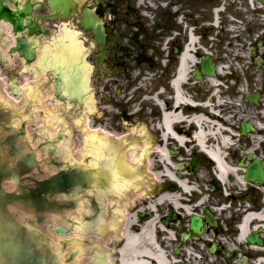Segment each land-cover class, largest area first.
Returning <instances> with one entry per match:
<instances>
[{
  "label": "water",
  "instance_id": "95a60500",
  "mask_svg": "<svg viewBox=\"0 0 264 264\" xmlns=\"http://www.w3.org/2000/svg\"><path fill=\"white\" fill-rule=\"evenodd\" d=\"M62 2V0H48V3L51 5L50 9L52 10L50 15H56L58 9H63ZM86 3L79 0L78 7L80 11ZM14 5L12 7L4 0H0V20H5L12 24L11 31L16 35V38L11 50L18 51L20 56H24L27 61H31L36 57V41L32 38L29 39L28 35L34 32H42V27L35 20L37 15L34 14V17L32 16L34 5L31 0H26L22 5L15 2ZM79 19L80 12L76 15L61 17L58 20V27L54 26L52 19H47L45 24L51 29L52 34L46 37V40H49L50 43L43 47L39 58L40 61L44 62L43 70L44 68L47 70L51 67H57L66 80V87L69 91L78 93L83 100V107L78 111L77 107L75 110L72 109L74 110L72 116H70L71 114L68 111V108L71 106L70 103L65 106L67 109H64L62 112H58L57 109L50 111L51 114L48 120L50 123H53L50 126L51 130L49 126L40 127L44 134L48 136L54 134L55 131L52 130H56L58 124L67 127L65 131L69 135L59 141V145L63 149L62 155L75 158L78 162L66 161V166L55 171L53 174L44 178H37L35 168L40 170L41 167V163L37 157V150L32 148L28 152L24 150V146L21 147L17 144V140L22 135L21 140L29 145L26 120H22L20 129H18L15 124V118H5L3 120V116L0 115V135L4 131H7L8 135L5 141L12 144L11 148H13L12 151H14L13 154L16 159V165L9 162L7 158L2 163L3 158L0 156V264H65L67 252L78 245L83 248V251L69 262L73 264V261L79 260L82 264H92V257L99 248H93V240L90 237V233H86L87 231L73 233L72 231L67 236H62L64 238L73 235V239L63 248V256L61 249L52 251L58 249L61 243L59 238L53 237L52 230L48 227L49 222L42 224L32 222L34 227L27 221L25 213L20 212L17 208L32 212L35 211V208L59 203V200L56 198L58 193L65 194L69 200H73L80 191L88 194L85 186L90 185V169H82L84 165L100 166L99 169L103 175L106 174L109 182L114 183L121 180L122 182H120L118 191L121 190V185L124 190L128 189L130 191L134 188L146 191L152 185L153 177L151 174H156V172H153L155 157L150 127L122 140H116L96 132L92 126L96 84V81L93 79L96 77L98 64L95 60V55L99 49L98 44L94 40L93 32L84 28H91L94 31L95 39L100 44V53L97 54L96 58L103 65H105L104 56L107 53V46H105L106 32L98 13L88 6L83 9L82 24L84 28ZM88 61L92 64V71L91 64ZM38 65L37 61L25 64L18 60L15 61V64H1L5 72H10L14 76H17V71L21 67L27 69L28 76H30V79H33L32 83L36 88L30 94H27L22 108L27 105V111H30L33 116H42L44 114L42 107H38L33 102L39 99L37 95H45L48 92L47 76ZM202 65L204 70L208 72L213 71L210 57L204 59ZM90 71L92 84H90L89 80ZM53 74L55 76L54 86L56 96L66 99V95L61 90L63 78L56 72H53ZM198 76H200V73H198ZM42 83H44L43 86H41ZM30 87L33 86L30 85ZM14 90L16 92L19 91L16 88ZM249 97L254 96L251 95ZM69 100H77V98H70ZM70 120L74 121L71 122ZM248 127L249 124L244 122L243 131ZM73 134L76 138H74ZM37 135L38 133L34 132V136ZM58 137H63V134H59ZM4 139H0V152L4 150L1 144ZM45 140L49 144L46 151L51 153L57 152V139L46 137ZM74 142L76 153L71 151L72 146L70 148V144H74ZM126 151H128V161L122 159L125 157ZM53 160L56 164L60 163L59 160ZM141 164H144V172L140 171ZM256 167L247 172V178H262L261 165L257 163ZM26 178L33 181L30 186H27ZM4 182L14 184L16 188L8 189ZM112 189L114 188L112 187ZM131 194L130 192L129 196ZM10 205H14L17 208ZM72 212V210L68 211V216H71ZM37 217L39 221L44 219L43 215H38ZM56 219L69 227L67 221H62L59 218ZM56 219H53V226L58 222ZM201 224V217L197 214L192 215L190 227L195 234L200 233ZM56 228L61 234L68 233V230L63 225H58ZM188 235L185 234L184 237L186 238ZM47 236L52 238V243L51 239ZM77 236H80V242L75 240ZM119 243L103 246L113 248L112 253L116 255L114 248L118 247ZM49 246L52 250H50ZM99 254V252L96 253L97 256L95 257L94 264H99ZM107 255L112 254L108 252Z\"/></svg>",
  "mask_w": 264,
  "mask_h": 264
},
{
  "label": "flooded vegetation",
  "instance_id": "af4514ba",
  "mask_svg": "<svg viewBox=\"0 0 264 264\" xmlns=\"http://www.w3.org/2000/svg\"><path fill=\"white\" fill-rule=\"evenodd\" d=\"M232 1L230 4L233 3ZM239 2L247 3L248 0H239ZM261 2L263 8L260 10L264 13V0ZM192 13L189 0H171L170 27L167 30L173 39L172 50L169 51L170 57L176 54V47L181 45L187 36L192 21ZM161 31L164 32L163 27H161ZM163 32H160V35ZM111 33L113 34V31ZM260 36L264 37V27H262V35ZM205 43H209V40L206 39ZM112 56L113 47L110 48L109 58L111 59ZM110 66L116 67L114 71L109 72L110 78L114 79V76L120 73L123 66L121 63L115 62H111ZM194 69V66L190 67L188 83L182 85L183 89L191 92V94L199 90L197 85L191 83L194 77ZM162 71L167 73L168 68L164 67ZM262 73L264 75V65ZM155 89L157 90V97L165 101L167 108H171L173 99L169 97L171 95L170 89H167L161 81L157 83ZM183 110L188 109L185 106ZM212 142L208 139V144ZM218 146L219 154L228 165V170L224 174L225 184L220 181L217 164L208 151H204L202 155L199 154L200 178H197L196 172L190 174V177L201 186V196L204 201L201 206L204 218L203 245L199 249L201 264H264V191L259 192L251 185L241 189L240 184L234 179L235 173L241 172L243 163L245 164L243 172H245L246 166L250 164L253 158L260 157L264 161V142H261L258 147L249 149L241 148L238 145L222 147L219 142ZM250 154H252V158ZM186 167L189 168L188 163ZM163 185L164 189L176 188L171 181H165ZM158 192L161 191L158 190ZM182 196L184 195L182 194ZM194 199L191 198V201ZM184 201L187 200L184 199ZM162 208V205L158 206L159 220L170 216L172 219L170 226L179 232L183 218L181 213L173 214L172 207H169L167 212H161ZM94 210L91 214L92 229L96 231L98 228L95 226L97 209ZM145 216V213L139 215L136 218L135 226ZM158 234L165 238V232L159 231ZM180 242H183L182 238ZM214 246L215 249H213Z\"/></svg>",
  "mask_w": 264,
  "mask_h": 264
},
{
  "label": "rangeland",
  "instance_id": "374dc122",
  "mask_svg": "<svg viewBox=\"0 0 264 264\" xmlns=\"http://www.w3.org/2000/svg\"><path fill=\"white\" fill-rule=\"evenodd\" d=\"M82 1L87 2L86 5H95L96 2V0ZM98 1L99 5L104 7L102 19L108 26L107 44L113 46L111 61H122L124 69L115 75L114 79L99 77L96 81L92 124L95 127L103 126L108 129L126 130V136H131L150 127L154 150L156 142L159 141L158 132L155 130L158 110L151 101L150 95L153 91L150 87H156L159 81L168 87L170 70L173 68L171 64L167 73L160 70L163 67L162 60L166 59L167 56L163 44L170 37L167 30L170 27L171 0H149L150 3L148 0H144L145 4L142 3L143 0L141 2L140 0ZM190 2L194 10L193 13L196 11L203 12L200 8L203 0H191ZM145 8H147V12L144 11ZM203 14L205 13L203 12ZM161 27H163L164 32L161 31ZM136 30H141L143 33L133 36ZM160 32L163 34L160 35ZM168 45L170 49L172 42L169 41ZM123 48H126V51L129 50L123 53ZM148 57L154 61L152 66L157 64L156 66L159 67L152 68L148 63L141 62ZM102 70V66L98 63L96 77L100 75ZM155 72L161 75H155ZM148 78L152 81L151 86L148 85V89L144 86L136 87L142 85L140 84L142 82L148 84ZM112 81L113 84H111ZM134 87L135 89H133ZM146 100H150V104L144 107L147 105ZM107 104L112 105L110 110L107 109ZM141 106H143L141 110L132 114L133 110ZM151 109L154 111L150 112ZM154 157L156 163L155 151ZM143 240L147 244L148 239L144 237ZM147 245L151 247L150 243ZM163 246H165L164 243Z\"/></svg>",
  "mask_w": 264,
  "mask_h": 264
},
{
  "label": "bare ground",
  "instance_id": "6f19581e",
  "mask_svg": "<svg viewBox=\"0 0 264 264\" xmlns=\"http://www.w3.org/2000/svg\"><path fill=\"white\" fill-rule=\"evenodd\" d=\"M140 1H142V0H140ZM195 42H196V39L194 36H192L191 41L186 45V49L180 57V59H181L180 67L178 69V73H177L176 78L173 79V82L176 85H180L181 83H183L187 77L189 67H190L189 64L193 60L191 52H192V50H194L193 43H195ZM175 98H176V102H177L176 107L172 111L164 113L163 124H161L166 128L167 133L173 132L172 125H174L175 123H177L180 120L185 119V116L182 114V112L177 111L179 109L178 104L187 100L184 93L180 90V87H178V86L176 87ZM93 109H94V105H93ZM161 125L159 124V126H161ZM93 128L95 129L96 132L103 134V135H106L108 137H111L114 139H116L117 137L121 138L118 136L117 133L108 131L107 129H104L101 126H99V127L93 126ZM176 136L179 140H183V136H178V135H176ZM124 138H126V137H124ZM124 138L122 137L121 139H116V140H122ZM215 155L217 156L218 166H219V168L223 174V172H225V170L227 169V165L221 159V156H218L216 153H215ZM169 174H171V173H169ZM182 184L184 185V187L186 189L189 188L188 185L185 184L184 181H182ZM143 236L147 237L151 244L154 243L153 249L150 248V249H144L143 251H138V248L140 246L141 236L139 235L140 240L138 241V237L136 235L126 233V237L128 238L127 239L128 241L121 248L122 256L120 259V264H148L144 258L143 259L140 258V255H145V256L152 255L155 258H157L158 264H170L169 260L166 259L163 250L161 248L157 247V245H155V242L152 240L151 235L144 233ZM132 249L136 253H134L132 256H130L129 251ZM139 253H141V254H139Z\"/></svg>",
  "mask_w": 264,
  "mask_h": 264
}]
</instances>
